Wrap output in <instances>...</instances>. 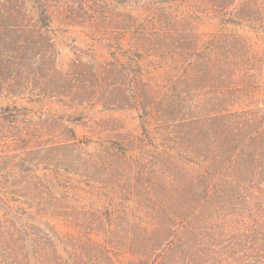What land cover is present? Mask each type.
Listing matches in <instances>:
<instances>
[{"label": "rangeland", "instance_id": "374dc122", "mask_svg": "<svg viewBox=\"0 0 264 264\" xmlns=\"http://www.w3.org/2000/svg\"><path fill=\"white\" fill-rule=\"evenodd\" d=\"M161 1H167L168 4L154 5L150 12L165 7V14L158 12L159 15L170 13L179 18L190 15L194 19L193 28L200 34L214 32L220 27L221 19L214 16L215 13L211 10L212 3L210 8H196L195 2L191 0H141L137 6L135 0H131L124 6L116 8V3L112 0H104V4L107 5L98 0H87L90 6L109 12L115 19L110 26L111 29L107 31L109 35L113 30L127 35L126 42H118L120 50L116 51L109 49L112 44L106 40V37L102 38L92 32L93 24L90 21L92 12L87 11L83 3L80 7H74L70 0H0V42L10 43L8 45L12 48L17 42L16 38L24 36V33L25 39L39 42L38 48L31 46L27 49L25 46V50L21 52L25 53V56L20 61L12 60L0 73V161L2 162L0 166L11 163V166L18 168L21 163L20 158L32 162L39 160L38 162H43L39 164L41 174L43 168L49 170L54 168V165L49 164H66L67 159L61 163L54 162L55 156L72 158L78 155L73 149L63 148L65 145H61V143L67 145L76 143L82 147L80 154L84 159L82 163L88 164L87 172L94 173L97 168L92 164L100 163L104 157H107V161L117 158V152H114L116 155L114 157L101 155L102 142L114 140L125 141L128 144V150L133 155L132 160H119L115 166L95 175V180L102 185L108 182L116 185L125 171L127 187L132 188L136 185L143 192L141 188H146L147 180L140 174L143 175L145 170L146 173L151 172L153 177L159 176L157 171L166 161H171L170 156L175 155L168 154L167 149L173 147V144L166 138H169L167 136L172 132L170 123L182 122L183 106L173 102L174 95L169 90L170 77L174 75L169 70V63L160 60L156 54L152 56L149 52L140 49L131 50L129 44L133 38V34L130 33L132 30L128 29L129 23L123 20L140 14L147 8L146 5ZM240 1L235 0L234 6ZM95 17L102 18L99 13ZM237 23L239 25L228 24L224 27L233 30L246 41L248 50L241 49L244 54L259 59L240 66L238 75L245 83L253 82L254 79L260 85L256 95L249 97L247 101L244 100L248 107L241 105L242 109L238 110L250 111L257 126L264 122V23L243 21ZM173 29L178 27L175 26ZM111 52H115L122 62L133 58L138 70L139 82L134 88L133 85L130 87L129 79L124 78L122 73L116 74L110 82L116 84L111 88L113 99L110 102L101 97L95 98L93 95L83 97L77 90L71 89V87L87 89L89 87L87 81L94 82L97 78L82 75L71 83L63 78L65 69L73 63L80 62L83 68L77 72L81 73L83 70L89 71L87 69L89 66L96 67L104 61L111 62L109 55ZM43 56L46 57L40 62ZM248 63L254 65L253 68L252 65L249 67L253 70L246 69ZM1 64L2 62L0 67ZM180 71L181 69H178L175 75L180 74ZM247 71L253 76L252 80L242 75ZM131 88L134 89L133 92ZM247 118L242 122H250ZM147 128H151V137L146 134ZM262 151L260 149V152ZM258 152L259 148L257 154ZM149 161L154 163L155 167L152 168ZM250 165H252V177L249 180L252 183L244 185V194L236 200L231 199L235 194V190L233 191L235 187L230 189L227 193L230 195L227 211L219 214L220 218L225 215V222L218 223L223 231L215 240L220 248L226 247L224 264H264V162H261V169L255 167L257 163ZM80 169L85 168L71 167L70 172L73 174L70 177L81 181L79 174L82 175L84 172ZM49 170L45 172L49 173ZM16 172L18 173V169ZM22 177L19 174L14 175V180L20 184L27 179L25 175L24 178ZM94 185L99 186L94 182H90L87 186L81 181V185H73L72 188L70 186L69 193L62 196L74 200L75 205V202L81 201L82 198H85L86 203H94L98 212H95L91 222L87 220L88 215H83L78 209L67 213L54 212L52 209L42 211V208L38 211L35 203L30 202L27 197L30 196L31 191L28 185L19 193L20 196L13 198L7 194L5 197L10 202L7 206L13 209L20 207L16 210L17 215L9 214V219L15 224V229L21 233L33 227L38 232L37 238L41 232L47 234L53 242L52 247L63 258H67V255L63 251L65 246L60 241L71 240V244L77 248L73 259H77L78 262H87L97 251L98 258L92 264H140L138 257L149 253L151 249L145 242L143 233L135 230L139 223L135 210L142 208L143 197L137 196L131 201H124L128 210L122 219L115 222L111 231L113 234H110L103 216L110 193L98 190ZM102 192L108 196L104 197L105 194L101 195ZM119 198L121 196L118 195L116 203L120 202ZM3 199V195H0V200ZM0 207L5 209L3 202H0ZM3 214L4 211L0 209V221ZM66 214L71 216L68 217ZM97 218L101 219L93 225ZM84 222L87 224L84 225ZM81 226L91 227L92 231L86 233ZM51 232L53 234H50ZM85 237L91 242L84 240ZM109 240L118 242L112 258L108 256L107 250L101 248V244ZM221 241L226 242L221 245ZM30 263L33 264L32 261ZM152 263L151 258L149 264Z\"/></svg>", "mask_w": 264, "mask_h": 264}, {"label": "trees", "instance_id": "16d2710c", "mask_svg": "<svg viewBox=\"0 0 264 264\" xmlns=\"http://www.w3.org/2000/svg\"><path fill=\"white\" fill-rule=\"evenodd\" d=\"M112 1L118 8L131 0ZM191 1L195 2L196 8H210L212 3L211 10L214 11V16L221 19L220 27L214 32L200 34L193 28L194 19L190 15L183 18L170 13L159 15L158 12L163 14L166 11L165 7L156 8L150 12L152 6L166 5L167 1L148 4L140 14L123 20L129 23L128 29L132 30L130 33L133 34L129 44L130 49L135 51L140 49L149 52L152 56L156 54L160 60L169 63V70L174 73L170 77L169 90L173 92V102L183 106L184 114L182 122L170 123L172 132L168 134L169 138L166 140L173 144V147L167 149L168 154H175L170 156L171 161H166L157 171L159 176L153 177L151 172L146 173L145 170L143 175L140 174L147 180L146 188H141L143 192L136 185L132 188L127 187L125 171L116 185L113 182L102 185L95 180V175L115 166L119 160H132L133 155L130 154L125 141L102 142V157L105 154L108 157H114L116 156L114 152H117L118 156L108 161L107 157H104L100 163L92 164L97 168L94 173L87 172L88 164L82 163L84 159L80 154L82 147L76 143L71 145L61 143V145H65L63 148L73 149L78 155L72 158L55 156L54 162L61 163L67 159L66 164H49L54 165V168L50 170L43 168L41 174L39 164L43 162H38L39 160L32 162L26 158H20L21 163L18 168L11 166V163L0 166V195L4 197L0 202H3L5 207V209L0 207L4 211L0 221V264H31L30 261L33 264H92L98 258L96 251V254H93L87 262H78L77 259H73L77 248L71 244V240H59L65 246L63 251L67 258H63L52 247L53 242L47 234L41 232L37 238L38 232L33 227L21 233L15 229V224L9 219L10 215H15L20 207L13 209L7 206L10 202L5 197L7 194L13 198L18 196L28 185L31 191L30 196L27 197L30 202L35 203L38 211L42 208V211L52 209L54 212L67 213L78 209L80 213L83 212V215H88L87 220L91 222L95 212H98L94 203H86L85 198H82L81 201H76L75 205L74 200L62 197L69 193L70 186L71 188L73 185L79 186L81 181L87 186L90 182L97 183L99 186L94 185L95 188L109 191V201L103 216L110 234H113L111 231L115 222L122 219L128 210L124 201H131L137 196L143 197L142 208L135 210L136 219L139 222L135 230L143 233L145 242L151 249L149 253L140 256L136 253L140 264H149L151 258L152 264L226 263V259L223 258L226 247L220 248L215 240L223 231L218 223L225 222V215L220 218L219 214L227 211L230 198L227 193L230 189L235 187L233 189L235 194L231 199L236 200L244 194V185L252 183L249 180L252 177L250 163H257L255 167L261 169V162H264V130H262L264 122L256 126L257 122H254L255 118L250 111L238 110L242 109L241 105L248 107L245 101L256 95L260 86L259 82L251 79L253 76L249 75L248 71L242 75L253 82L245 83L238 75L239 68L247 62L259 59L244 54L242 51L248 50L246 41L224 25H239L238 21L264 23V0H241L237 6L233 4L235 0ZM70 2L74 7H80L83 3L86 10L92 12L90 16L93 24L92 32L102 38L106 37V40L112 44L109 49L120 50L118 42H126L127 35L118 30L108 34L107 31L111 29L110 26L115 21L109 12L97 10L90 6L87 0H70ZM98 2L105 3L104 0H98ZM135 2L139 6L141 0H135ZM97 13L101 14L102 18H96ZM175 22L176 24L173 25ZM175 26L178 29H173ZM16 39L17 42L12 48L8 45L10 43L0 42V62H2L0 73L12 60L20 61L25 56V53H21L25 50V46L27 49L31 46L39 47V42L25 39V33L24 36ZM132 42L133 45H131ZM109 55L111 62L104 61L96 67L89 66L87 68L89 71L83 70L81 73L77 72L83 68L80 62L73 63L65 69L63 78L70 83L82 75L97 78L94 82L87 81L89 84L87 89L75 87L71 89L77 90L80 96L93 95L95 98L101 97L110 102L113 99L111 88L116 85L110 82L116 74L122 73L124 78L129 79L130 87L133 85V88L139 82V74L133 58L122 62L115 52ZM132 56L136 57L133 54ZM45 57H41L40 62ZM249 63L246 69L254 67L251 64L252 68H249L251 66ZM178 69H181L180 74L175 75ZM130 90L133 92L134 89ZM246 117L250 122H242ZM145 130L148 137H151V128ZM149 163L152 168L155 167L154 163L151 161ZM74 166L85 168L80 169L84 174L77 173L81 181L70 177L73 174L70 169ZM123 167L127 168L125 165ZM45 170L50 172L46 173ZM17 174L23 176L22 178L25 175L27 179L18 184L14 180V175ZM149 176L151 178H148ZM104 194L102 192L101 195ZM118 195L121 198H119L120 202L116 203ZM107 196L104 195V197ZM10 200L16 202L14 199ZM100 219L97 218L93 225ZM85 223L87 224L84 222V225ZM81 228L86 233L92 231L91 227L81 226ZM33 236L35 238L32 239ZM84 240L91 242L88 237ZM225 242L221 241L220 244ZM117 243L116 240L105 241L101 244V248L107 250L108 256L112 258ZM219 248L220 255L217 252Z\"/></svg>", "mask_w": 264, "mask_h": 264}]
</instances>
